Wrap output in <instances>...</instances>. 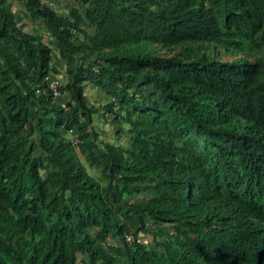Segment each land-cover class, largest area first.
I'll return each mask as SVG.
<instances>
[{
    "label": "trees",
    "instance_id": "obj_1",
    "mask_svg": "<svg viewBox=\"0 0 264 264\" xmlns=\"http://www.w3.org/2000/svg\"><path fill=\"white\" fill-rule=\"evenodd\" d=\"M19 1L0 0V264H264V0Z\"/></svg>",
    "mask_w": 264,
    "mask_h": 264
},
{
    "label": "rangeland",
    "instance_id": "obj_2",
    "mask_svg": "<svg viewBox=\"0 0 264 264\" xmlns=\"http://www.w3.org/2000/svg\"><path fill=\"white\" fill-rule=\"evenodd\" d=\"M48 3L53 5L58 10L66 9L69 0H46ZM7 4L11 5L12 7H16L21 5L18 0H7ZM20 23L24 28L30 27V22L26 20L25 18H21ZM41 30V29H40ZM91 35L93 37L97 36V29L94 27H91L90 30ZM43 34L42 37L45 39V33L41 31ZM54 58H56V51H54ZM220 57L224 58H232L234 54H221ZM60 67H62L61 62L59 63ZM83 91L87 97V99L94 103L98 104L99 102H103L106 98L105 93L102 88L92 85L91 83L85 81L83 84ZM92 122L95 126V128L98 130V136L102 137L103 139H108L109 141H124L125 137L123 134L120 136H115V132L113 131V126L111 125V121L102 117L98 111H95L93 113V119ZM70 135V134H69ZM86 164V163H85ZM89 170H92L93 168L87 167ZM140 237H144L141 232H139Z\"/></svg>",
    "mask_w": 264,
    "mask_h": 264
},
{
    "label": "built area",
    "instance_id": "obj_3",
    "mask_svg": "<svg viewBox=\"0 0 264 264\" xmlns=\"http://www.w3.org/2000/svg\"><path fill=\"white\" fill-rule=\"evenodd\" d=\"M57 82H58V78L55 75H51L47 79V85L50 87V89L52 90V93L54 95H57L58 94V90L56 88Z\"/></svg>",
    "mask_w": 264,
    "mask_h": 264
},
{
    "label": "crops",
    "instance_id": "obj_4",
    "mask_svg": "<svg viewBox=\"0 0 264 264\" xmlns=\"http://www.w3.org/2000/svg\"><path fill=\"white\" fill-rule=\"evenodd\" d=\"M19 1V0H18ZM20 2V1H19Z\"/></svg>",
    "mask_w": 264,
    "mask_h": 264
}]
</instances>
